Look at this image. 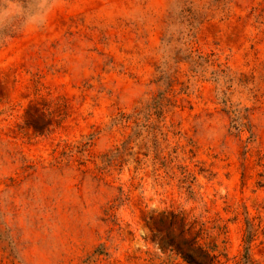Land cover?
<instances>
[{
  "label": "rangeland",
  "instance_id": "obj_1",
  "mask_svg": "<svg viewBox=\"0 0 264 264\" xmlns=\"http://www.w3.org/2000/svg\"><path fill=\"white\" fill-rule=\"evenodd\" d=\"M22 22L0 37V264H264V0Z\"/></svg>",
  "mask_w": 264,
  "mask_h": 264
},
{
  "label": "clouds",
  "instance_id": "obj_2",
  "mask_svg": "<svg viewBox=\"0 0 264 264\" xmlns=\"http://www.w3.org/2000/svg\"><path fill=\"white\" fill-rule=\"evenodd\" d=\"M58 0H0V37L4 30L12 26L19 18L21 28H37L43 26L46 13L57 4Z\"/></svg>",
  "mask_w": 264,
  "mask_h": 264
}]
</instances>
